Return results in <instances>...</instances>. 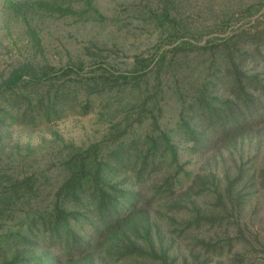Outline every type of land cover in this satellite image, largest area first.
<instances>
[{
    "label": "trees",
    "instance_id": "1",
    "mask_svg": "<svg viewBox=\"0 0 264 264\" xmlns=\"http://www.w3.org/2000/svg\"><path fill=\"white\" fill-rule=\"evenodd\" d=\"M243 11L255 12L250 6ZM140 12L162 33L150 51L132 54L124 69L114 60L78 55L63 65L29 61L0 75V115L15 123L35 127L96 109L116 112L115 104L123 112L132 109L134 121L146 126L138 133L135 122L113 123L102 140L70 151L45 186L34 173H0V264H62L97 250L121 264H173L158 221L179 226L177 218L185 217L184 231L226 224L227 233L232 222L221 192L215 194L223 208L209 206L204 212L184 193L180 145L190 155H205L229 137L264 126V73L258 67L264 36L241 27L200 43L173 0H151ZM221 26L225 32L230 17L222 18ZM199 65L205 77L197 83L189 77ZM170 101L173 109L165 120L163 107ZM189 189L204 197L213 194L193 180ZM230 191L231 186L225 192L232 209L242 212L247 199ZM240 239L228 238L224 245L198 242L224 256Z\"/></svg>",
    "mask_w": 264,
    "mask_h": 264
},
{
    "label": "rangeland",
    "instance_id": "2",
    "mask_svg": "<svg viewBox=\"0 0 264 264\" xmlns=\"http://www.w3.org/2000/svg\"><path fill=\"white\" fill-rule=\"evenodd\" d=\"M173 1L178 3L190 31L195 32L193 35L196 38L192 36L193 39L198 37L200 43L225 37L241 27L256 28L264 36V0ZM148 2L151 0H0V75L6 76L12 69L29 61L63 65L78 55L95 62L114 60L124 69L131 61L132 54L150 51L155 39L162 33L141 15L140 11ZM60 5H70L72 10H54ZM248 6L255 11L251 16L242 12ZM226 17H230V26L222 32L221 20ZM112 41L115 45L111 44ZM93 44L101 47H94ZM85 47L91 48V52L97 50L98 56H91ZM258 67L263 74L264 59ZM204 70L199 65L195 76L189 77L191 81L203 82ZM111 108L116 112L96 109L89 114H71L35 127L15 123L7 116L0 115L1 119L4 117V123L0 121L1 175H4L3 171L11 177L34 173L41 185L45 186L56 178L60 161L70 151L102 140L113 123L119 122L123 127L128 122H135L134 131L144 132L146 126L134 121L136 114L132 113V109L123 112V106L119 109L115 104ZM163 109L166 120L173 109L171 101ZM180 153V162L184 163L185 168L180 175L185 176L182 177L184 193L195 198L201 212H204L208 211L209 206L213 210L223 208L216 202L219 196L215 192H221L224 212L232 223L226 233V224L211 230L184 231L180 222L186 221L185 217L184 220L177 218L179 226H168L165 221H158L159 235L163 237L172 263L238 264L242 259V264H264V126L229 137L205 155H190L182 143ZM240 175L242 178L234 181ZM192 180L196 187L213 194L206 197L196 195L201 192L199 189H189ZM230 181L233 185H230ZM229 185L232 187L231 196L240 192L247 199L242 212L234 211L229 198L227 200L225 191ZM245 222L247 228L243 226ZM240 225L243 234L239 233ZM237 237L241 238L240 243L224 256H218V251H207L198 242L224 245L228 238ZM62 264L121 263L113 262L101 250H97L86 257Z\"/></svg>",
    "mask_w": 264,
    "mask_h": 264
}]
</instances>
